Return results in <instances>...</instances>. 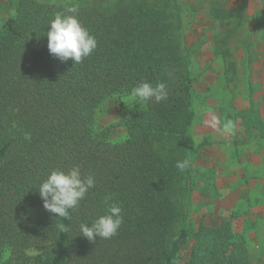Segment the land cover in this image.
<instances>
[{
  "label": "trees",
  "instance_id": "obj_1",
  "mask_svg": "<svg viewBox=\"0 0 264 264\" xmlns=\"http://www.w3.org/2000/svg\"><path fill=\"white\" fill-rule=\"evenodd\" d=\"M79 7L97 40L79 64L47 47L54 14ZM176 0H72L16 8L0 27V264H178L188 241L193 181V79ZM141 81L167 85L168 98L121 113L125 139L96 128L111 97L131 96ZM79 165L94 175L68 220L43 207L38 188L52 170ZM110 196L108 204L105 197ZM123 223L111 239L89 241L110 204ZM69 228L60 233L56 223ZM224 264H235L228 260Z\"/></svg>",
  "mask_w": 264,
  "mask_h": 264
},
{
  "label": "rangeland",
  "instance_id": "obj_2",
  "mask_svg": "<svg viewBox=\"0 0 264 264\" xmlns=\"http://www.w3.org/2000/svg\"><path fill=\"white\" fill-rule=\"evenodd\" d=\"M68 1L0 0V27L20 2ZM176 2L195 113L188 241L178 264H264V0ZM135 106L131 96L109 98L96 128L113 124L108 140L122 142L120 115ZM227 120L233 131L225 135ZM229 156L242 165L233 174Z\"/></svg>",
  "mask_w": 264,
  "mask_h": 264
},
{
  "label": "clouds",
  "instance_id": "obj_3",
  "mask_svg": "<svg viewBox=\"0 0 264 264\" xmlns=\"http://www.w3.org/2000/svg\"><path fill=\"white\" fill-rule=\"evenodd\" d=\"M79 7L76 4L67 6L64 11L54 14V19L49 22L47 35V47L51 55L61 62L69 59L73 64H79L83 59L89 57L97 48V40L90 34L79 18ZM167 85L163 82L155 86L141 81L132 88L131 97L139 102L147 104L150 101L159 103L168 98ZM218 121L213 118L212 126L216 127ZM223 134L228 135L233 131V122L227 120L221 127ZM191 161L187 158L178 160L176 167L180 172L187 171ZM95 187L94 175L83 176L79 165L67 171L62 169L52 170L38 188L39 195L43 201V207L50 213L56 214L55 220H68L71 218V210L78 208L79 203L88 193L89 189ZM110 196L105 197L108 204ZM122 209L112 203L107 208L105 215L99 216L90 225L80 224V234L89 241L96 238L111 239L117 235L123 223ZM60 233H67L70 228L63 222L56 223Z\"/></svg>",
  "mask_w": 264,
  "mask_h": 264
},
{
  "label": "crops",
  "instance_id": "obj_4",
  "mask_svg": "<svg viewBox=\"0 0 264 264\" xmlns=\"http://www.w3.org/2000/svg\"><path fill=\"white\" fill-rule=\"evenodd\" d=\"M229 160H230V163H232V165H230L231 166V169H230L231 174L236 172V171L232 172L235 168L242 167L241 163L237 162L236 164H233V158H230V156H229ZM232 167H234V168H232Z\"/></svg>",
  "mask_w": 264,
  "mask_h": 264
}]
</instances>
